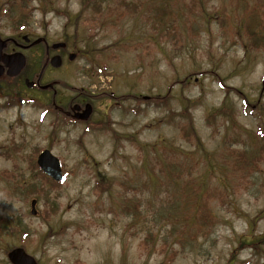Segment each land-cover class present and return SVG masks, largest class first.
Masks as SVG:
<instances>
[{
    "label": "rangeland",
    "instance_id": "374dc122",
    "mask_svg": "<svg viewBox=\"0 0 264 264\" xmlns=\"http://www.w3.org/2000/svg\"><path fill=\"white\" fill-rule=\"evenodd\" d=\"M125 1L0 0L1 37L36 40L17 49L28 74L45 42L79 39L73 60L46 68L55 97L19 86L6 105L15 96L0 90V264L16 246L45 264H264L241 244L264 232V217L251 226L264 209V47L245 28L253 9L264 23V0ZM95 80L114 98L53 131L51 99ZM14 140L18 154L3 149ZM43 148L60 159L58 184L31 162Z\"/></svg>",
    "mask_w": 264,
    "mask_h": 264
},
{
    "label": "trees",
    "instance_id": "16d2710c",
    "mask_svg": "<svg viewBox=\"0 0 264 264\" xmlns=\"http://www.w3.org/2000/svg\"><path fill=\"white\" fill-rule=\"evenodd\" d=\"M121 4L124 7L125 5L128 4V2L125 1V0H121ZM243 5H242V7H243ZM18 11H19V8H18ZM18 14H19V12H18ZM18 14L13 15L11 11H8V13L5 15L6 18L9 17L8 18L9 19V22L13 21L14 23H16L15 26H14V28H16V26H19L22 23L23 24L25 23V22H22V20H24L25 13L22 12V15L20 16V18L17 17ZM245 28H246V33L248 35V38H249L248 40H249L250 44H252L254 46H257L258 43H259V45H260L259 49L260 48H263L264 47V23L262 22L261 18L257 15V13H256V11L254 9L250 13V20H249V22L246 23ZM64 40H65L66 43L71 42V44L75 46L79 39H78L77 34L76 35H72V37H70L68 35H65V33H64ZM80 51H83V49L81 48ZM6 79H11L13 82L16 81V83H17V80L18 79H17V77H16V79L9 78V77L8 78H2V77H0V90L2 89L4 91H8V92L11 91L13 93L12 96H15V97H11L9 99V102L6 103V105H10V104H14L15 102H18V99L17 98H19V95L16 94V92H17L16 91L17 90L16 87H17V85L19 87V84L17 83V84H14L13 85L12 83H10L9 81H7ZM20 83L23 86L22 80L20 81ZM167 100H168V95H167ZM255 104H256V106H259L260 102H257ZM261 109L263 110V113H264V107L263 106L261 107ZM180 114H182L184 116L188 115V113L185 114V112L184 113H180ZM213 122H214L213 119L212 120H208V123H212L214 125ZM189 124H191V122L190 121H187L186 122V125H189ZM186 125L182 127V129H183L182 130V134H183V137L184 138H186V132H187L185 130V128H187L189 132L192 131L193 134L197 135L196 132H195V130L193 129L194 127H192V126L187 127ZM93 128H96V126H94ZM261 129L262 130H260V127L258 128L260 134L263 133L262 131L264 130V126ZM118 138H119V136L115 140H117ZM262 139L264 140V137ZM20 145H21V143H19V142L16 143L15 141H12L11 143L7 144L3 149H6V147H7V149H13L16 152H18ZM201 145H202V143L200 142V140H198V141L195 142V146L197 148L198 147H202ZM226 161H227L226 164L227 165H230L229 162H228V160H226ZM34 167L40 173L41 178L44 181H46V182L47 181H50L46 176H43V174L36 167L35 164H34ZM230 167H231V165H230ZM230 169H232V168H230ZM51 184L54 185L56 183L53 182ZM136 191L138 192L139 190H136ZM200 209H204V207H201ZM200 215H201V217L196 218L195 221H197V222H199V221H208L207 219H203V217L206 216V215L204 216V213H200ZM262 217H264V209L259 210L257 212V214L254 215V217L251 220V226L255 223V220L257 218L258 219H261ZM149 233L150 232L146 233V237L147 238L149 237V236H147V235H149ZM145 241H146V238H145ZM244 242L246 244H248V246H250L252 248V250H253V252H254L255 255H257L258 257L264 259V232L259 233V234H252L250 237L245 238L244 241H241V244H243ZM141 246H142V248H145L144 242H141ZM149 249H150V247L147 250H149ZM227 264H232V258H230L228 260Z\"/></svg>",
    "mask_w": 264,
    "mask_h": 264
},
{
    "label": "water",
    "instance_id": "95a60500",
    "mask_svg": "<svg viewBox=\"0 0 264 264\" xmlns=\"http://www.w3.org/2000/svg\"><path fill=\"white\" fill-rule=\"evenodd\" d=\"M6 39L0 38V75L4 72L5 67L6 73L10 76L16 75L21 67L25 63L24 56L20 52H15L12 54H3L2 48L5 46ZM63 45L62 43H53L52 47L56 48L58 46ZM73 54L69 55V58H72ZM51 64L53 66H58L60 64V57L58 55H54L51 57ZM25 84L28 87H31L34 82L29 79H25ZM45 87V86H42ZM89 105L86 106L83 113L80 115L85 117L89 113ZM39 167L48 174L52 179L58 180L61 178V169L59 159L51 153L49 149H43L37 156L36 160ZM34 204L35 200H31V212L34 213ZM7 258L12 264H40L35 261V259L28 255L23 248L16 247L10 250L7 254Z\"/></svg>",
    "mask_w": 264,
    "mask_h": 264
},
{
    "label": "flooded vegetation",
    "instance_id": "af4514ba",
    "mask_svg": "<svg viewBox=\"0 0 264 264\" xmlns=\"http://www.w3.org/2000/svg\"><path fill=\"white\" fill-rule=\"evenodd\" d=\"M12 43V45L10 44V50L9 51H5V52H14L16 51L17 49L16 48H19V49H23L24 46L27 44L24 40L23 42L21 41H18L16 39H11L9 40L8 42ZM8 45V43H7ZM6 45V47H7ZM61 50L64 49V46L60 48ZM58 52V54L60 55L61 59L63 58L64 54H65V51H61ZM49 49H46V53H45V58H44V68H48V67H51L49 65ZM22 73V70L19 72V74L21 75ZM18 74V75H19ZM38 78V75L36 76V80ZM42 78H45V76H43V74H41V76L38 78L39 80V83H41V80ZM55 80L53 81H47L45 82L46 84H52V86L49 87V89H51L52 91V94L54 93L53 96L56 95V89H55ZM94 87L93 88H90L89 87H74L72 86V88H74V92L73 94L67 99L66 102L62 103V104H57L55 105L54 107L56 108V110H58L66 119H68V123L73 125L74 124H77V123H81L83 122L80 118H75V112H80L83 107L85 106L86 103H88L90 105V110H91V115L93 114V112H95L97 106L95 105V102L97 101L96 99L102 95V94H105L107 93L105 90H102L100 86H97L95 83L93 84ZM73 106H76L77 107V110L78 111H75L72 109ZM90 115V116H91Z\"/></svg>",
    "mask_w": 264,
    "mask_h": 264
}]
</instances>
